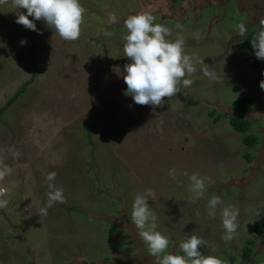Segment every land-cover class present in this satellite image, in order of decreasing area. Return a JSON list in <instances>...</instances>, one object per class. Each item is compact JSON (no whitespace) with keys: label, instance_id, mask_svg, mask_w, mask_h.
<instances>
[{"label":"rangeland","instance_id":"1","mask_svg":"<svg viewBox=\"0 0 264 264\" xmlns=\"http://www.w3.org/2000/svg\"><path fill=\"white\" fill-rule=\"evenodd\" d=\"M80 2L86 13L75 42L43 21L34 20L38 32L26 29L16 23L26 9L11 0L0 4V168L11 169L0 181L8 201L0 208V264H155L131 222L134 199L147 189L155 193L149 204L157 230L170 240L169 253L184 255L180 242L195 234L207 241L204 255L264 264V242L254 232L264 221V78L252 67L258 62L264 73V60L255 51L241 54L246 36L261 30L264 0ZM142 11L172 30L169 39L182 36L185 53L204 60L218 79L210 81L196 64L186 77L194 83L181 85L161 107L124 95V68L131 63L123 50L124 21ZM109 13L116 23L109 24ZM240 23L248 29L243 38ZM243 99L253 107L234 113L231 104ZM231 117L249 121L258 138L253 148L231 128ZM51 172L66 202L39 216ZM192 174L210 177L202 198L189 190ZM213 195L223 204L209 219ZM229 205L239 210V227L225 243L220 210Z\"/></svg>","mask_w":264,"mask_h":264},{"label":"clouds","instance_id":"2","mask_svg":"<svg viewBox=\"0 0 264 264\" xmlns=\"http://www.w3.org/2000/svg\"><path fill=\"white\" fill-rule=\"evenodd\" d=\"M5 3H8V0H0V4ZM11 4L15 8L27 10V15L19 11L16 19V23L26 29L38 32L35 20L45 22L65 41L75 42L82 34L86 9L80 0H11ZM155 20L156 17L150 11H142L130 15L124 21L127 34L122 37L125 42L123 50L125 57L131 61L124 68L126 75L123 79L127 85L124 95L132 97L137 105L161 107L165 98L171 99L180 93L181 85L187 88L194 83L192 79L186 77H191L197 72L196 64L203 65L202 72L210 81L218 78L214 68L206 65L204 60L198 58L194 60L185 53V40L182 36L174 41L169 39L172 30L164 24L154 23ZM108 22L109 24L117 22L115 13H109ZM259 23L261 30L251 42L256 57L264 60V18ZM175 27L184 30V26L179 23ZM237 27L239 37L243 38L248 29L243 23ZM103 34L106 37L113 35L106 30H103ZM26 43V40L21 41L22 46ZM260 87L264 90V81H261ZM10 172L11 169L7 166L0 168V181H3ZM169 175L175 179L176 170L171 169ZM184 175L188 174L184 173ZM55 178V172L46 175V180L49 182L47 205L39 210V216L47 215L48 209L55 203L66 202L63 189L53 183ZM189 179L191 182L189 190L194 193V199L202 198L207 190L205 181L210 180V177L192 174ZM5 195L6 190L0 187V208L7 207L8 201L3 199ZM149 198L155 199V193L151 189L135 197L131 222L139 230L138 235L146 244L149 254L156 258L155 264H227L226 260L219 257L202 254L200 249L207 245V241L204 237L195 234L180 242L179 249L184 255L169 253L170 240L157 230V215L150 207ZM222 204L223 201L219 196L211 197L207 205L209 219H215L217 207ZM220 216L225 230L222 239L225 243H230L239 227V210L231 205L225 206L220 210Z\"/></svg>","mask_w":264,"mask_h":264},{"label":"trees","instance_id":"3","mask_svg":"<svg viewBox=\"0 0 264 264\" xmlns=\"http://www.w3.org/2000/svg\"><path fill=\"white\" fill-rule=\"evenodd\" d=\"M257 35L255 33H250L241 43V54L244 56H250L255 51L252 47V40ZM254 70L259 73L264 78V73L260 70L259 63L256 62L252 65ZM26 84L20 87L18 91L13 95L11 99L8 100L7 105H11L24 91L26 88ZM253 107V103L250 100H236L231 104V109L236 114H244L247 113ZM229 125L231 128L240 133L242 135V143L246 146L247 149H251L255 146L258 141V138L249 133L250 123L246 119H241L237 117L229 118ZM246 158L250 159L248 154L245 153ZM254 232L256 236H258L262 242H264V221L257 222L254 227ZM250 254V249L248 247H244L242 256L244 258L248 257Z\"/></svg>","mask_w":264,"mask_h":264}]
</instances>
